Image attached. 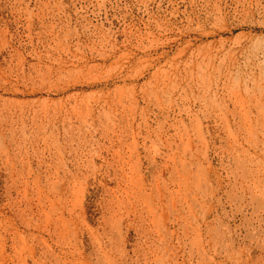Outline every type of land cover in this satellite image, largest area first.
I'll return each instance as SVG.
<instances>
[{
	"label": "rangeland",
	"instance_id": "374dc122",
	"mask_svg": "<svg viewBox=\"0 0 264 264\" xmlns=\"http://www.w3.org/2000/svg\"><path fill=\"white\" fill-rule=\"evenodd\" d=\"M0 264H264V0H0Z\"/></svg>",
	"mask_w": 264,
	"mask_h": 264
},
{
	"label": "bare ground",
	"instance_id": "6f19581e",
	"mask_svg": "<svg viewBox=\"0 0 264 264\" xmlns=\"http://www.w3.org/2000/svg\"><path fill=\"white\" fill-rule=\"evenodd\" d=\"M230 30V29H229ZM251 32V31H250ZM226 33V32H225ZM251 34V33H250ZM249 37V36H248ZM208 38V37H207ZM252 38V37H251ZM231 39V38H230ZM238 80V79H237ZM234 149V148H233ZM235 151V150H234Z\"/></svg>",
	"mask_w": 264,
	"mask_h": 264
}]
</instances>
